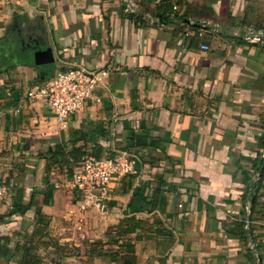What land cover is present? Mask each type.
I'll return each mask as SVG.
<instances>
[{
  "label": "crops",
  "instance_id": "obj_1",
  "mask_svg": "<svg viewBox=\"0 0 264 264\" xmlns=\"http://www.w3.org/2000/svg\"><path fill=\"white\" fill-rule=\"evenodd\" d=\"M127 1L0 2V264H264V0ZM76 66L101 101L59 124L27 93ZM72 147L136 173L84 205Z\"/></svg>",
  "mask_w": 264,
  "mask_h": 264
},
{
  "label": "built area",
  "instance_id": "obj_2",
  "mask_svg": "<svg viewBox=\"0 0 264 264\" xmlns=\"http://www.w3.org/2000/svg\"><path fill=\"white\" fill-rule=\"evenodd\" d=\"M17 1L19 0H0L11 3ZM126 10L133 11L131 0L127 1ZM200 48L208 50L206 45H201ZM107 75L106 69L91 70L81 66L56 71L45 81L36 84L28 91L27 96L44 103L55 121L64 124L89 103L101 101L96 90L104 86L103 80ZM137 159L128 150H119L101 158L86 155L74 168L70 179L64 182L77 191L84 205L102 209L110 199L114 184L124 176L136 173ZM6 191L7 186L0 182V200L4 199Z\"/></svg>",
  "mask_w": 264,
  "mask_h": 264
},
{
  "label": "trees",
  "instance_id": "obj_3",
  "mask_svg": "<svg viewBox=\"0 0 264 264\" xmlns=\"http://www.w3.org/2000/svg\"><path fill=\"white\" fill-rule=\"evenodd\" d=\"M133 138H136V140H137V135H134L132 137V139ZM72 141L74 142V139ZM72 144H74V143H72ZM79 149L80 148L72 147L71 150L68 152V154L72 157L71 158L72 159L71 160L72 163L69 164V168L66 170V172L63 173V175H65L66 177H70L71 176L74 168L82 160V158L79 159V157L82 155V154H80L78 152ZM55 150L56 151L53 153V158H55V156H56V158H57L58 162L60 163V165L64 166L65 163H66L65 157L63 155L64 149H62L61 147H57ZM87 155H92V156H94L96 158H101V156L99 154L93 153V152H92V154H87ZM260 163L261 164L258 167L259 168V172H260V179H259V182H258L259 184L261 183V181H262V179L264 177V159ZM0 182L5 184V181L0 180ZM53 186H54V184H53ZM21 207H23V206H21ZM37 217H38V218H36L37 223L38 224H42L43 223V218L40 215L37 216ZM38 232H39V230H36V233H38ZM35 263H37V260L34 259V258H31V259H28V260L23 259L21 261V264H35Z\"/></svg>",
  "mask_w": 264,
  "mask_h": 264
},
{
  "label": "water",
  "instance_id": "obj_4",
  "mask_svg": "<svg viewBox=\"0 0 264 264\" xmlns=\"http://www.w3.org/2000/svg\"><path fill=\"white\" fill-rule=\"evenodd\" d=\"M34 61H35V64H37V65H40L42 63H51L52 59H51V54H50L49 49L38 50V51L34 52ZM49 77H47V78H49Z\"/></svg>",
  "mask_w": 264,
  "mask_h": 264
},
{
  "label": "rangeland",
  "instance_id": "obj_5",
  "mask_svg": "<svg viewBox=\"0 0 264 264\" xmlns=\"http://www.w3.org/2000/svg\"><path fill=\"white\" fill-rule=\"evenodd\" d=\"M52 75V74H51ZM50 75V76H51ZM40 82V81H39ZM39 82H37V83H39ZM54 184H56L57 185V187L56 188H58V189H61V188H63V186H64V176L63 175H61L59 178H57L55 181H54ZM67 185V184H66ZM70 187V186H69ZM70 189H71V187H70Z\"/></svg>",
  "mask_w": 264,
  "mask_h": 264
}]
</instances>
